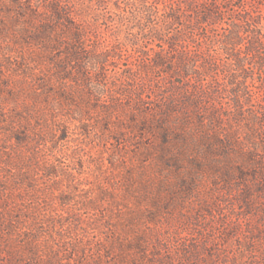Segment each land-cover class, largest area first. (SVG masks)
Segmentation results:
<instances>
[{"label": "rangeland", "instance_id": "rangeland-1", "mask_svg": "<svg viewBox=\"0 0 264 264\" xmlns=\"http://www.w3.org/2000/svg\"><path fill=\"white\" fill-rule=\"evenodd\" d=\"M0 264H264V0H0Z\"/></svg>", "mask_w": 264, "mask_h": 264}]
</instances>
